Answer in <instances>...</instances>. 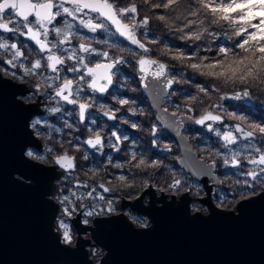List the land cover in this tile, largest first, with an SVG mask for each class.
Here are the masks:
<instances>
[{"label":"clouds","instance_id":"clouds-1","mask_svg":"<svg viewBox=\"0 0 264 264\" xmlns=\"http://www.w3.org/2000/svg\"><path fill=\"white\" fill-rule=\"evenodd\" d=\"M25 2L0 0V94L36 105L12 176L47 179L61 249L87 234L89 264L104 261L102 226L151 231L144 210L166 204L240 216L224 209L264 191V122L242 110L264 103V0Z\"/></svg>","mask_w":264,"mask_h":264},{"label":"water","instance_id":"water-1","mask_svg":"<svg viewBox=\"0 0 264 264\" xmlns=\"http://www.w3.org/2000/svg\"><path fill=\"white\" fill-rule=\"evenodd\" d=\"M14 95L10 88L0 94V264H89L83 251L88 239L79 251L69 252L51 234L52 210L43 199L47 179L41 175L31 188L13 179L14 172L24 174L19 149L29 141L24 120L34 110L16 105ZM201 182L211 193L209 180ZM261 197L264 191L239 200L240 216L213 209L209 218H190L186 204H166L148 209L154 223L151 231L134 232L122 219L102 226L96 238L109 255L100 264H264ZM74 221L77 225V218Z\"/></svg>","mask_w":264,"mask_h":264},{"label":"trees","instance_id":"trees-1","mask_svg":"<svg viewBox=\"0 0 264 264\" xmlns=\"http://www.w3.org/2000/svg\"><path fill=\"white\" fill-rule=\"evenodd\" d=\"M253 103L255 104V105H257V106H259L258 107V113H253L252 112V110H251V106L253 105ZM264 103H261V101H259V100H254V101H252V104L251 105H243L242 106V110L244 111V112H246V113H248V114H251L252 116H254V117H256L259 121H262V122H264V109H263V107H262V105H263ZM254 106V105H253ZM254 183V182H253ZM225 192H228V190L227 189H225ZM257 191H253L249 196H251V195H254L255 193H256ZM249 196H247V197H249ZM229 199H231V194H229ZM239 200H241V199H236L235 200V202L237 203Z\"/></svg>","mask_w":264,"mask_h":264},{"label":"snow or ice","instance_id":"snow-or-ice-1","mask_svg":"<svg viewBox=\"0 0 264 264\" xmlns=\"http://www.w3.org/2000/svg\"><path fill=\"white\" fill-rule=\"evenodd\" d=\"M12 8H17L20 15H25L27 11L31 10L30 5L26 4L25 0H12ZM9 10L11 11V9ZM261 131L264 132V128H262ZM262 159H264V157H262Z\"/></svg>","mask_w":264,"mask_h":264},{"label":"flooded vegetation","instance_id":"flooded-vegetation-1","mask_svg":"<svg viewBox=\"0 0 264 264\" xmlns=\"http://www.w3.org/2000/svg\"><path fill=\"white\" fill-rule=\"evenodd\" d=\"M39 103H40V101L38 100V101H37V104H39ZM124 203H125V204H128V203H130V202L125 201ZM144 211H146L147 214H148V215L150 216V218L152 219V216H151V214L149 213L148 209H146V210H144ZM121 214H123V213H121ZM76 218H77V221L79 222L80 216L77 215ZM98 218H99V217H98ZM121 219H122V218H121ZM152 221H153V219H152ZM73 224L76 225L74 220H73ZM77 235L79 236L80 233L78 232ZM83 238L88 239V240H89L88 243H90L91 240H92V237H91L90 235H87V234H85ZM87 251H88L89 254H90V253H91V248H88ZM102 257H103V255H102V253H101L100 256H98L95 260H93V264H100V259H101Z\"/></svg>","mask_w":264,"mask_h":264},{"label":"rangeland","instance_id":"rangeland-1","mask_svg":"<svg viewBox=\"0 0 264 264\" xmlns=\"http://www.w3.org/2000/svg\"><path fill=\"white\" fill-rule=\"evenodd\" d=\"M252 104V102L249 104V105H251ZM248 105V106H249ZM254 105V106H253ZM253 105L251 106V110H252V112L255 114V113H258V107L259 106H257V105H255L254 103H253ZM262 107H263V109H264V104L262 105ZM244 167L245 168H247V167H249V165L247 164V162H244ZM262 175H264V174H262ZM258 192H260V191H257L256 193H258ZM255 193V194H256ZM237 203L235 202V205H236ZM227 209H236V208H233L231 205L227 208Z\"/></svg>","mask_w":264,"mask_h":264},{"label":"bare ground","instance_id":"bare-ground-1","mask_svg":"<svg viewBox=\"0 0 264 264\" xmlns=\"http://www.w3.org/2000/svg\"><path fill=\"white\" fill-rule=\"evenodd\" d=\"M9 100L11 101V98L8 96ZM38 105V104H37ZM33 109L36 110V105H33ZM21 114V113H20ZM19 115V114H18ZM23 115V114H22ZM35 142V141H34ZM38 142H37V146H38Z\"/></svg>","mask_w":264,"mask_h":264}]
</instances>
